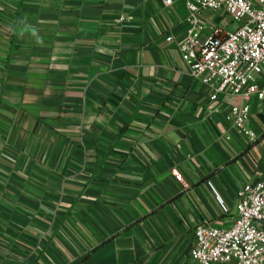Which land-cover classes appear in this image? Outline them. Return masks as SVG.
<instances>
[{"label": "crops", "instance_id": "1", "mask_svg": "<svg viewBox=\"0 0 264 264\" xmlns=\"http://www.w3.org/2000/svg\"><path fill=\"white\" fill-rule=\"evenodd\" d=\"M185 16V0H0V264H190L198 225L232 227L264 173V100L262 138L226 141L177 50Z\"/></svg>", "mask_w": 264, "mask_h": 264}, {"label": "built area", "instance_id": "2", "mask_svg": "<svg viewBox=\"0 0 264 264\" xmlns=\"http://www.w3.org/2000/svg\"><path fill=\"white\" fill-rule=\"evenodd\" d=\"M163 3L169 7L172 0ZM185 11L186 35L177 48L181 61L192 79L211 89L209 101L218 103L211 113L231 132L225 140L255 145L262 135L248 123L250 103L264 100V0H185ZM205 12L239 26L231 32L207 26L200 19ZM220 96L232 102H220ZM171 176L185 187L176 170ZM235 212L230 229L207 223L195 228L190 264H264V173L236 192Z\"/></svg>", "mask_w": 264, "mask_h": 264}, {"label": "rangeland", "instance_id": "3", "mask_svg": "<svg viewBox=\"0 0 264 264\" xmlns=\"http://www.w3.org/2000/svg\"><path fill=\"white\" fill-rule=\"evenodd\" d=\"M211 13V12H208ZM216 18V24L222 28H225L226 31H233L235 28L239 26V24L233 22L231 23V19L228 17H224L221 19H218L213 13H211Z\"/></svg>", "mask_w": 264, "mask_h": 264}]
</instances>
